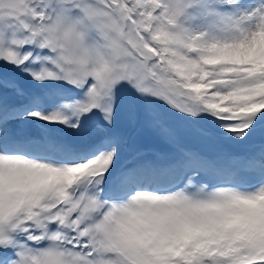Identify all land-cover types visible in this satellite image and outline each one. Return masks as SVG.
<instances>
[{"label": "rangeland", "instance_id": "rangeland-1", "mask_svg": "<svg viewBox=\"0 0 264 264\" xmlns=\"http://www.w3.org/2000/svg\"><path fill=\"white\" fill-rule=\"evenodd\" d=\"M79 1L0 0V93L47 92L28 121L0 122V151L19 152L10 137L27 125L61 132L31 141L32 154L0 152V264H264V187L252 186L264 160L243 151L264 139V0H184L175 12L164 0ZM232 110L248 114L223 116ZM93 141L96 154H77ZM169 144L201 147L203 178L220 146L243 151L219 175L246 187L199 176L152 190L140 166L132 199L103 197L122 166ZM162 166L155 185L178 175Z\"/></svg>", "mask_w": 264, "mask_h": 264}, {"label": "bare ground", "instance_id": "bare-ground-1", "mask_svg": "<svg viewBox=\"0 0 264 264\" xmlns=\"http://www.w3.org/2000/svg\"><path fill=\"white\" fill-rule=\"evenodd\" d=\"M18 91H19V88H16L13 90L10 89V91L7 94H4V95L0 94V122L2 120H4L5 118H10V120H8V121L11 122L12 117H16L20 111L23 112L26 109H28V110H26L27 112L26 111L24 112L23 120H25V119L28 120V118L30 116H33L36 113L35 110L33 109L36 104H40L41 108H43L44 105H46V103L44 102L45 101V96H44L45 93L38 95L37 97L27 98L24 95H19ZM41 108H37V109L40 110ZM92 118H96V117H93L92 115L89 116L85 120L84 126L87 124V126H89V127L92 126V130H94L96 123L94 121H91ZM90 121H91V123H90V125H88V122H90ZM33 122H37V121H33ZM52 128H55V129L54 130L46 129V133H45L44 130L38 129L33 124H31L29 127L27 125L25 128H23L21 130V133H23L22 136H18V134H13L10 137V140L14 141V142L15 141L23 142L25 147H23L21 149V151L26 153V155L32 154V153L28 152V145H30L31 141H36L37 139L42 138V136L45 139L49 135L48 130L51 131V134L54 136V138H59L61 136L60 129H58L57 127H52ZM99 136L101 137L100 134H99ZM28 140H29V143H28ZM102 141H104V140H102ZM101 148H102L101 146L98 147L97 141L91 142L89 146H83V145H77L76 146L77 154L80 156L82 155L84 157H89L91 155L96 154ZM151 151L155 153V151H157V150L152 149ZM198 152H199V154H201L200 151H198V150H193V149L188 148V149H185L184 153H181L178 148L172 149L171 147H168L165 149V151L163 150V152L157 151V153H159L160 156H156V157L150 156L149 159L144 160L140 163L129 162L120 168V171L117 175V179H115L113 181L111 179H110V181L108 180L109 185L105 188V191L103 193V197H108V199L112 198L113 200H111V201L113 202V204L115 206H117V202L119 203L120 201L123 200L122 198H126V199H128V197L130 198L131 193H134L135 190L140 189L137 184L135 186L133 184H131V183L137 182V180H134V175H135L136 171H138V168L140 166H141V170H139L138 173H140V172L143 173V176L145 179V181L143 180L141 182L142 188L146 187L147 183H148V186L150 187V185H151L152 186L151 188L154 190H158L160 187H167L169 185H171V186L174 185L173 191H177V189L179 190L180 188L183 187V185H186L190 179H192L194 177H199V176H200L199 177L200 182H202V183L206 182V184H210L212 186L222 181V182L226 183V185L234 184L235 187L233 189L236 188L238 191H239V189L246 187L244 185V183H242L243 180H241L240 178H235L233 175H230V174L226 175V176L221 175V174L219 175V173H222V171H223V166H228L230 169V172L232 170L231 167H233L231 165L230 154L223 147H220L217 150V152L215 153L216 156H214L213 158H211L209 160L207 158V160L209 161V162H207L208 165H204V166H207V167H204L205 173H207L204 175L206 178L202 177V172L199 175L193 174L194 170H192V167H193V169H198L200 166H203L202 164H200V161L197 160L198 158L195 160L193 158ZM192 155H194V156H192ZM157 157H159V158L157 159ZM248 160H249V162L253 161L254 163H257V162L261 163L264 160V145L259 148L258 152L252 158H248ZM162 164H164V166L167 167L166 171L172 170L173 168L176 167V169L178 170V172H177L178 175L176 177L174 176L173 179L169 180V182L164 184V185H155L153 183L155 181L154 174H155V171L161 172L162 167H163ZM234 170H235V168H234ZM247 173H248V171H247ZM147 176L149 177V179H147ZM240 176L242 177V175H240ZM254 177H256V176H254ZM126 178H128V179H126ZM256 180L257 181L252 186H258V187H260V189L263 188L264 187L263 180L262 179L260 180L258 178ZM193 182H194V185H196L197 182H195V179L192 180V183ZM156 183H158V182H156ZM182 189H180V190H182ZM190 189H191V187H190ZM143 190H145V189H143ZM130 199H132V198H130ZM102 206H103V204H102ZM103 211H109V208L107 205L103 206ZM22 249H23V251L28 250L24 247H22ZM32 251H34V248H31V252ZM83 254H84V252H83ZM85 256H87V255H85Z\"/></svg>", "mask_w": 264, "mask_h": 264}, {"label": "trees", "instance_id": "trees-1", "mask_svg": "<svg viewBox=\"0 0 264 264\" xmlns=\"http://www.w3.org/2000/svg\"><path fill=\"white\" fill-rule=\"evenodd\" d=\"M57 2L61 3L63 2V0H56ZM154 1H158V0H154ZM82 3H86V0L81 1ZM184 5V0H168L167 3V7L172 11L175 12L176 10H180L183 8ZM80 16H76V20L79 19ZM88 27V25H86ZM98 33V32H97ZM96 33V36H98ZM164 35V34H162ZM165 38V37H164ZM95 52H96V48H95ZM96 54V53H95ZM97 56L100 58V60L104 63H106L109 59V55L102 49V47H99V49L97 50ZM108 56V57H107ZM107 64V63H106Z\"/></svg>", "mask_w": 264, "mask_h": 264}]
</instances>
